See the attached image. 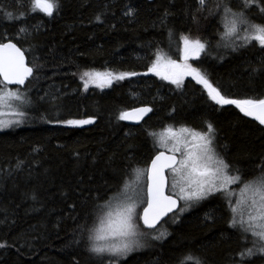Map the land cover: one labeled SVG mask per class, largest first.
Wrapping results in <instances>:
<instances>
[{"label":"trees","instance_id":"16d2710c","mask_svg":"<svg viewBox=\"0 0 264 264\" xmlns=\"http://www.w3.org/2000/svg\"><path fill=\"white\" fill-rule=\"evenodd\" d=\"M240 2L232 0L234 9ZM16 3L0 0V9L15 12ZM216 3L209 0V8ZM130 8L135 14L125 15ZM165 10L170 15L162 25ZM248 15L264 24L257 8ZM28 24L40 25L39 30L18 45L29 61L37 58L33 64L39 68L22 88L33 101L24 109V122L0 131V242L9 245L0 248V264H101L88 251L81 226L86 221L91 226L97 196L111 195L135 169L149 166L159 150L146 130L157 132L170 124L200 129L211 121L219 132L220 152L249 179L257 174L256 162L264 158V126L233 106L219 109L195 81L186 79L184 88L176 89L152 75L135 76L85 92L79 79L88 70L143 73L158 49L180 59L181 37L187 35L208 45L193 66L226 94L264 98V74L250 72L264 60V50L255 41V47L240 48L237 38L221 39L225 29L219 14L196 13L195 0H62L54 17L34 13ZM17 26L0 16V34L11 38ZM142 105L155 109L142 127L117 119L121 110ZM88 116L96 118L94 125L56 123ZM220 197L201 202L180 222L167 223L166 239L149 240L122 264H173L186 250L206 264H231L242 244L228 227L229 209ZM206 213L215 222L206 221Z\"/></svg>","mask_w":264,"mask_h":264},{"label":"snow or ice","instance_id":"6c2138e0","mask_svg":"<svg viewBox=\"0 0 264 264\" xmlns=\"http://www.w3.org/2000/svg\"><path fill=\"white\" fill-rule=\"evenodd\" d=\"M208 5L209 0H195V12L219 14L225 29L221 39L237 38L241 41L240 48L255 47V41L264 50V24L255 23L248 15L255 7L264 18V0H241L238 9H234L232 0H217L213 8ZM61 8L62 0H30V6H26V0H18L15 12L0 9L3 20L18 25L13 37L0 34V117H12L0 118V130L22 124L28 114L24 108L33 104L27 93L20 90L39 68L38 64H33L37 58L33 56V61H29L25 50L18 46L20 41H26L34 31L39 30L40 25L29 26L28 20L34 13L54 17ZM134 14L135 10L131 8L125 13L128 16ZM169 15L165 10L160 18L162 25ZM96 19L100 21L99 16ZM192 19H196L195 14ZM181 41L182 62L178 63L158 49L143 73L112 70L80 73L83 90L87 92L90 87L103 90L131 77L149 75L182 89L185 80L190 77L219 109L233 106L244 117H250L264 126V98H233L226 94L206 72L189 63V60L198 59L201 53L207 52L206 42L187 35L182 36ZM232 50L237 51L238 48L233 47ZM250 72L251 75L264 74V60L258 67H252ZM9 85L19 87L14 91ZM43 99L45 97H41ZM154 111V107L149 105L133 107L121 110L117 119L142 127L141 122L146 123L145 117ZM56 123L82 128L94 125L96 118L60 119ZM146 132L153 139V147L159 151L147 168L134 170L133 180L124 181L122 187L115 186L111 195L95 198L89 214L91 226L87 221L81 226L82 235L86 234L88 251L100 258L101 264H122L132 253L144 249L149 240L167 238L169 233L158 225L161 221L169 223L164 218L170 213L173 214L170 221L178 222L177 218L185 211L220 194L230 213L228 227L238 234L242 244L231 258V264H254L253 258L264 259V158L256 162L257 174L249 179L244 171L217 150L219 132L208 120L200 129L186 125L177 128L170 124L159 132ZM166 172L171 175L170 182ZM233 185L239 186L238 193ZM31 199L35 201L37 196L33 194ZM205 220L215 222V216L206 213ZM8 246L6 241L0 242V248ZM173 264H206V261L193 251L186 250L174 258Z\"/></svg>","mask_w":264,"mask_h":264},{"label":"rangeland","instance_id":"374dc122","mask_svg":"<svg viewBox=\"0 0 264 264\" xmlns=\"http://www.w3.org/2000/svg\"><path fill=\"white\" fill-rule=\"evenodd\" d=\"M192 39H195V38H192ZM183 47V46H182ZM202 54V53H201ZM201 54H200V56H201ZM199 56V57H200ZM181 57H182V52H180V59H174V60H176L178 63H180V62H182V60H181ZM173 59V58H172ZM193 60H195V59H191V60H189V63L190 64H192V61ZM193 65V64H192ZM187 79H191L190 77L189 78H187ZM11 89H13L14 91L15 90H17V88H13V87H10ZM90 88H92V87H90ZM20 90H21V92H27V90L26 89H22V88H20ZM25 108H28V107H25ZM24 108V109H25ZM5 111L7 112L8 111V109H5ZM0 118H2V119H10V118H12V117H9V116H4V117H0ZM177 128H179V127H177ZM7 128H5V129H2V131L3 130H6ZM163 129V128H162ZM162 129H160V130H158L157 132H159V131H161ZM1 131V130H0ZM159 150V149H158ZM218 151H220L219 150V145H218V149H217ZM145 167H143V168H141V169H144ZM147 168V167H146ZM135 178V171H134V173H133V176H132V178H130L129 177V179L127 180V181H130V180H133ZM168 178H169V182L171 181V175H170V173H168ZM233 187V189H235L236 190V192L238 193L239 192V186L238 185H233L232 186ZM218 195H220V194H218ZM221 196V195H220ZM220 198H223L222 200H224V202H225V199H224V197H220ZM232 199L233 200H235L236 199V197H232ZM181 206H183V202H181ZM198 206V205H197ZM197 206H195V207H197ZM142 207L143 206H141V209H142ZM195 207H193V208H191L190 210H188V211H185L183 214L184 215H188L190 212H192V210L195 208ZM140 209V210H141ZM142 211V210H141ZM168 219V218H167ZM178 220L180 219V217H178L177 218ZM169 222L171 223V224H174L173 222H171L170 221V217H169ZM162 226V230H166L167 231V227H166V224L165 223H163L162 225H160L159 227H161ZM142 250V249H141ZM253 259H258V258H253ZM258 264H263V262H262V260L261 259H259V263Z\"/></svg>","mask_w":264,"mask_h":264},{"label":"water","instance_id":"95a60500","mask_svg":"<svg viewBox=\"0 0 264 264\" xmlns=\"http://www.w3.org/2000/svg\"><path fill=\"white\" fill-rule=\"evenodd\" d=\"M18 46H19V45H18ZM26 84H27V82H26ZM25 86H26V85H25ZM25 86H24V87H25ZM9 87H13V88H14V87H17V88H18L19 86H16V85H9ZM24 87H22V88H24ZM142 106H145V105H142ZM149 106H150V105H149ZM138 107H139V106H138ZM128 110H130V109H128ZM150 115H151V113L149 114V116H150ZM146 118H147V117H145V119H146ZM125 122L128 123V124H131V125H135V124H133L132 122H129V121H125ZM141 123H142V122H141ZM150 162H151V161H150ZM149 165H150V163H149ZM166 175H168L167 172H166ZM168 179H169V178H168ZM170 215H172V213H170L169 216H170ZM167 218H169V217H165L164 219L166 220ZM163 222H164V221H161V223H163ZM159 226H160V225H158V227H159Z\"/></svg>","mask_w":264,"mask_h":264},{"label":"flooded vegetation","instance_id":"af4514ba","mask_svg":"<svg viewBox=\"0 0 264 264\" xmlns=\"http://www.w3.org/2000/svg\"><path fill=\"white\" fill-rule=\"evenodd\" d=\"M221 199H223V198H221ZM225 203H226V201H225ZM226 205H227V203H226ZM184 216H186V215L182 214L181 216H179V217H180V219L178 220V222H180V221H181V219H182ZM166 220H167V219H166ZM228 222H229V221H228ZM163 223H164V222H163ZM163 223H161V225H162Z\"/></svg>","mask_w":264,"mask_h":264}]
</instances>
